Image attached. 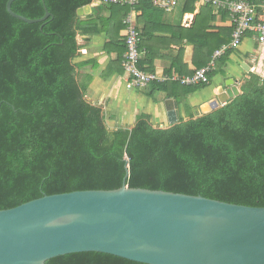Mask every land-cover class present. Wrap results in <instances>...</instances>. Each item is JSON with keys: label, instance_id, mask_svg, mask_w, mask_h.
Listing matches in <instances>:
<instances>
[{"label": "trees", "instance_id": "obj_1", "mask_svg": "<svg viewBox=\"0 0 264 264\" xmlns=\"http://www.w3.org/2000/svg\"><path fill=\"white\" fill-rule=\"evenodd\" d=\"M7 1L0 0V211L44 196L116 190L124 178L130 189L264 207V79L252 72L245 74L238 97L198 118H193L186 95L205 85L185 88L174 83L171 93L168 86L153 82V91L176 97L179 121L167 128L153 127L150 117L142 114L131 128L110 130L102 109L86 100L90 78L81 80V65L74 63L79 53L78 32L96 25L94 19L81 21L76 13L92 0L12 3L14 13L32 20L42 18L46 9L50 17L37 24L10 17ZM196 1L186 0L185 6ZM249 1L256 6L258 23L264 0ZM102 6L107 8L108 26L124 31V54L123 20L131 8ZM133 9L141 12L142 20L146 15L160 17L152 0H139ZM205 11L210 18L203 21ZM211 12V5L201 8L191 28L196 37L186 40L194 47L195 70L231 40L232 27L211 25L216 14L225 21L228 13ZM143 23L138 48L145 52V59L138 69L151 73L156 55L145 46L151 34ZM252 35L246 33L245 37ZM111 42L120 44L118 38ZM232 53L227 50L217 60L218 69L229 64ZM183 74L186 71L178 70V75ZM214 75L210 73L208 79ZM185 117L189 119L185 121ZM45 264L141 263L101 253H78Z\"/></svg>", "mask_w": 264, "mask_h": 264}, {"label": "water", "instance_id": "obj_2", "mask_svg": "<svg viewBox=\"0 0 264 264\" xmlns=\"http://www.w3.org/2000/svg\"><path fill=\"white\" fill-rule=\"evenodd\" d=\"M26 24L50 17L27 19ZM246 73L250 68L243 64ZM240 95L238 81L192 109L201 117ZM169 125L179 121L164 101ZM75 191L44 196L0 211V264H45L78 253H101L141 264H264V207H246L200 196L130 189Z\"/></svg>", "mask_w": 264, "mask_h": 264}, {"label": "crops", "instance_id": "obj_3", "mask_svg": "<svg viewBox=\"0 0 264 264\" xmlns=\"http://www.w3.org/2000/svg\"><path fill=\"white\" fill-rule=\"evenodd\" d=\"M185 2L186 0H177L176 6L168 11L156 8L160 13V17L146 15L143 20L140 19L141 12L133 9L138 30L142 33L144 21L147 25L148 34H151V38L145 40V46L154 51L156 55L153 62V72L151 73H154L158 79L186 78L191 76L188 73L195 71L193 63L196 62L193 61L194 47L186 40L194 37L191 28L196 16L199 15L201 8L206 4L201 0H197L192 6L190 4L185 6ZM184 7L187 8V11L184 10ZM190 8L193 10H188ZM106 9L97 0H92L90 5L78 9L76 13L81 21L94 19L96 22V25L91 27L89 31L78 32L76 36L79 53L74 63L81 65L78 70L81 80L87 76L90 78L86 100L102 109L110 130L131 128L136 118L142 114L150 117V123L153 127L167 128L168 120L164 108L166 99H172L176 102L180 115V106L176 97L168 95L169 92H175L170 84H180L185 88L196 85H182L173 80L157 82L160 86H168L167 90L169 92L153 91L152 83L142 89L132 87L131 76L122 68L123 48L121 43H123L124 31H121L119 26H108V23L105 22L109 18ZM211 9V15L216 14L218 11L214 7H211ZM209 18L210 14L205 11L203 21ZM211 25L231 27L229 19L223 21L218 14H216V20ZM252 34L251 37H245L238 50L227 49L233 52L229 56V64L218 69L216 66L217 60L224 54L216 59L215 68L211 71L215 75L204 88L186 95V101L191 110L214 98L229 78L237 80L238 87H240V81L247 74L242 68L243 64L250 68V72L264 79V56H261L264 49L260 48L255 34ZM115 38H118L120 44L110 43V39ZM236 52L239 53V56L234 55ZM139 53V62L144 61L145 52L141 51ZM201 53L204 57L205 52L202 51ZM178 55L181 56L179 61ZM172 64L175 67L170 69ZM178 70L186 71V75H178ZM171 71H174L173 75L168 73ZM188 119V117L184 118L185 121Z\"/></svg>", "mask_w": 264, "mask_h": 264}, {"label": "built area", "instance_id": "obj_4", "mask_svg": "<svg viewBox=\"0 0 264 264\" xmlns=\"http://www.w3.org/2000/svg\"><path fill=\"white\" fill-rule=\"evenodd\" d=\"M139 0H97L100 5H120L131 8L130 12L123 20L126 37L124 39L125 52L122 58V68L131 76V86L137 89L146 88L153 82H165L173 80L182 85H207L209 83L208 75L215 68V61L225 53L227 49L238 50L245 39L246 33H254L256 41L260 48L264 49V4L261 7L263 14L259 16V22L256 23L257 17L256 6L249 0H201L207 5H211L216 10L226 11L229 15V21L232 27L230 43L216 51L209 64L197 69L194 73L186 78L176 79H158L154 73L143 72L138 69L137 65L140 60L139 41L140 32L136 26L133 8ZM154 7L166 10L173 8L177 0H152ZM264 56V53H261Z\"/></svg>", "mask_w": 264, "mask_h": 264}, {"label": "rangeland", "instance_id": "obj_5", "mask_svg": "<svg viewBox=\"0 0 264 264\" xmlns=\"http://www.w3.org/2000/svg\"><path fill=\"white\" fill-rule=\"evenodd\" d=\"M234 55H236V56H239V53H235ZM263 76V75H262ZM167 126L169 127L170 125L169 124H167ZM110 129V128H109Z\"/></svg>", "mask_w": 264, "mask_h": 264}]
</instances>
